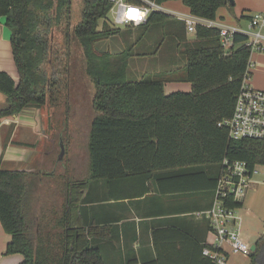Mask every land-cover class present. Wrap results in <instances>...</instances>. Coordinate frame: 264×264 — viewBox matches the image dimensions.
Instances as JSON below:
<instances>
[{"label": "trees", "instance_id": "trees-1", "mask_svg": "<svg viewBox=\"0 0 264 264\" xmlns=\"http://www.w3.org/2000/svg\"><path fill=\"white\" fill-rule=\"evenodd\" d=\"M181 1L193 15L206 19H217L219 9L230 3ZM72 3L0 0V19L5 17L12 30L20 75L16 82L0 71V91L8 99L0 117L29 105L58 103L60 87L71 84L73 66L78 64L70 50L73 42L83 48L79 55L83 71L95 85L83 177L73 178L68 168L65 173L59 166L49 171L0 168V219L12 236L6 253L23 254L22 264H113L105 244L112 229L99 228L89 215L91 187L105 190L99 192L100 203L125 199V177L144 183L134 194L149 193L156 181L163 191H203L214 197L224 158L244 160L251 169L264 165V139H231L228 129L218 125L232 116L248 70L252 48L246 45L247 34L238 32L225 54L219 28L198 25L196 38L188 40L184 21L152 11L141 25L169 28L184 64L130 80L128 64L135 50L96 49L98 42L123 31L109 21L112 2L82 0L78 22L72 21ZM172 81L190 82L192 90L167 94L165 84ZM164 182L171 185L165 188ZM225 204L242 206L232 196ZM184 236L196 246L200 263L192 259L182 263L162 254L154 231L156 257L140 258L142 264H217L202 253L204 244L188 233ZM140 260L127 256L122 264ZM250 264H264V234L251 252Z\"/></svg>", "mask_w": 264, "mask_h": 264}, {"label": "crops", "instance_id": "crops-1", "mask_svg": "<svg viewBox=\"0 0 264 264\" xmlns=\"http://www.w3.org/2000/svg\"><path fill=\"white\" fill-rule=\"evenodd\" d=\"M132 1L141 2V0ZM155 1L157 2V0ZM168 1L158 2L161 6V11L171 14L182 21H184L181 19L183 16H196L190 12L188 6H182L178 10L166 9L164 5ZM263 11L264 0H234L233 5L229 3L219 9L215 20L221 24L238 26L242 31L249 32L253 15ZM184 23L188 40H194L197 30H188L185 21ZM134 30L139 32L132 34ZM170 32L169 28L164 25L147 28L138 25L133 30L125 28V50H129L128 48L130 50H160V52L161 50H179L178 43L169 35ZM189 33L193 34L189 35ZM262 33L264 36V30ZM11 39L12 30L7 25L6 18L1 17L0 71L9 73L18 82L20 75L15 62ZM135 55L139 54L134 53L130 56L129 61ZM250 60V69L255 68L258 72H264V61L255 60L254 62L252 59ZM179 62L171 61L173 63L171 65L177 67L184 64L183 59ZM155 72L159 71H151V73ZM252 76L253 72L250 70V78ZM191 90L192 84L190 82L172 81L165 84L167 94L175 91L188 92ZM7 103V96L0 91V108ZM49 104L47 103L42 107L29 105L19 112L0 117V168L33 171L45 168V170H51L56 167L53 158L61 148L58 142L60 136L66 134V129L65 133L62 131L66 123L61 124V118H59L57 123L55 115L70 113V111H60L58 108L51 110ZM79 124H76L75 129L81 127ZM85 126L87 128L88 123ZM88 128L90 129V126ZM65 167L63 172L66 170ZM72 177H80V175L73 173ZM162 185L166 188L171 184L164 182ZM150 186L151 191L149 193L145 195L134 194V192L143 189L144 183L142 181L140 183L134 182L125 177V199L105 201L104 203H100L97 200L99 192L103 194L105 190L103 188L100 190L97 187L90 188L89 196L93 201L89 205L90 218L92 220L97 219L96 226L99 228L106 227L107 231L110 228L112 229H110L112 234L105 239L109 262L122 264L124 260L126 261L127 256L133 255H137L139 260L140 258L151 260L156 257L154 231H157L159 235L158 244L161 247L162 254H169L170 259H177L182 263L187 259L196 260V262L200 263L196 246L191 241H187L188 238L184 234L188 233L189 236L201 244L212 240L208 218L199 216L196 212L204 208H210L214 197L203 191H163L160 184L156 181H153ZM243 202L244 200L242 199V205ZM263 234L264 232L255 242H248L251 246L254 243L257 244ZM11 238V234L5 230L0 219V264H22L24 261V256L21 253H6ZM250 255H231L228 264H238V259L240 258L242 260L247 259V264H250ZM134 264H142V262L140 260Z\"/></svg>", "mask_w": 264, "mask_h": 264}, {"label": "built area", "instance_id": "built-area-1", "mask_svg": "<svg viewBox=\"0 0 264 264\" xmlns=\"http://www.w3.org/2000/svg\"><path fill=\"white\" fill-rule=\"evenodd\" d=\"M114 14L113 25L127 26L145 23L152 11L161 10L155 0H110ZM188 30L196 31L198 25L217 27L220 30L221 44L225 54H229L234 44L235 35L242 32L248 35L246 45L264 51V11L257 12L251 19V30L244 32L238 26L218 23L215 19L199 16L181 17ZM251 60L244 76V82L237 96L234 112L231 117L218 123L228 129L231 139H264V89L254 88L248 84L250 79ZM257 166V165H256ZM250 168L244 160L224 158L217 186L214 190V201L210 208L197 211L199 216L209 220L212 240L204 243L202 253L217 264H228L231 255L249 256L253 251L251 244L245 240L241 231L240 217L236 208L225 204V198L232 196L233 200L242 202V197L248 188L255 184L254 175L258 170Z\"/></svg>", "mask_w": 264, "mask_h": 264}, {"label": "rangeland", "instance_id": "rangeland-1", "mask_svg": "<svg viewBox=\"0 0 264 264\" xmlns=\"http://www.w3.org/2000/svg\"><path fill=\"white\" fill-rule=\"evenodd\" d=\"M182 6H187L181 0H169L164 7L168 10H178ZM167 10V11H168ZM73 19L72 21L78 22L82 17V0H73L72 3ZM109 21L112 24L114 14L109 12ZM103 20H100V26ZM113 25V24H112ZM117 26V25H115ZM138 25L130 24L118 26L123 30L120 34L109 37L96 44L97 50H109L113 53H119L125 50V28L130 30L136 29ZM139 31L134 30L132 34H137ZM193 33H189L192 35ZM60 37V36H59ZM74 37V36H73ZM70 50H73V55L77 57L78 64L74 65V73L71 84H62L57 94L58 105L49 104L51 110L57 107L60 111L67 110L70 113H60L55 115V121L58 123H66L62 131L63 134L59 138V145L61 147V139L64 140L66 151L61 160L59 158L61 148L57 155L53 158L54 165L59 166L60 171L63 172L64 167L68 168V172L76 173L77 175L86 174L87 162V144L89 136L90 122L94 118L95 109L93 106V97L95 94V85L90 77L83 71L82 59L79 58L82 47L79 46L77 41L71 43ZM82 48V49H81ZM135 50L139 55L133 56L129 61L128 78L136 80L142 78L146 72L162 71L170 69L172 66L171 61L181 62V55L176 52L177 50ZM154 51V52H153ZM264 52L260 50H253L251 59L252 61H264ZM172 57V59H170ZM176 58V59H173ZM171 60V61H170ZM179 62V63H180ZM253 76L248 80V84L254 88L264 89V72H258L257 69H250ZM58 105V106H57ZM79 124L78 129H75L76 124ZM88 123L86 128L85 124ZM56 136V134H55ZM62 137V138H61ZM65 160V162H64ZM46 169V168H45ZM258 173L254 175L255 184L248 188L245 195L242 197L244 202L241 207L236 208V212L240 217L241 231L245 240L253 243L264 232V165H257ZM49 171V170H48ZM40 194V192L38 193ZM42 194V193H41ZM246 258V257H245ZM247 264L248 260L238 259V264Z\"/></svg>", "mask_w": 264, "mask_h": 264}, {"label": "water", "instance_id": "water-1", "mask_svg": "<svg viewBox=\"0 0 264 264\" xmlns=\"http://www.w3.org/2000/svg\"><path fill=\"white\" fill-rule=\"evenodd\" d=\"M229 1H230L231 5L234 4V0H229ZM65 151H66V146H65L64 140L61 139V152H60V156H59V158L61 160L63 159ZM251 248H252L253 251H255L257 249V244L256 243L252 244Z\"/></svg>", "mask_w": 264, "mask_h": 264}]
</instances>
